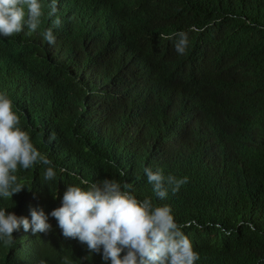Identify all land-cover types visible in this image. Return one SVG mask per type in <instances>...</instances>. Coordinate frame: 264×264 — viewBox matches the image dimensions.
<instances>
[{
  "label": "trees",
  "instance_id": "obj_1",
  "mask_svg": "<svg viewBox=\"0 0 264 264\" xmlns=\"http://www.w3.org/2000/svg\"><path fill=\"white\" fill-rule=\"evenodd\" d=\"M130 2L42 0L36 31L0 37V93L52 162L18 167L10 199L47 215L112 179L171 208L194 264H264V0ZM145 168L188 180L162 200Z\"/></svg>",
  "mask_w": 264,
  "mask_h": 264
},
{
  "label": "clouds",
  "instance_id": "obj_2",
  "mask_svg": "<svg viewBox=\"0 0 264 264\" xmlns=\"http://www.w3.org/2000/svg\"><path fill=\"white\" fill-rule=\"evenodd\" d=\"M42 4V0H0V37L36 31ZM54 5L55 0L52 13L56 11ZM59 23L56 20L54 26ZM131 29L132 25L118 28L114 35L130 43ZM44 38L49 44L55 43L52 29L45 31ZM141 63L145 62L141 59ZM18 125L12 100L0 93V264H194L199 259L171 208L161 206L158 200H138L128 184L80 179L85 187L66 186L61 206L52 211L48 208L47 215L30 200L18 204L10 199L25 190L14 174L18 167L52 163ZM144 172L162 200L169 190L175 194L188 180L165 176L160 169L153 172L145 168ZM45 179H56L53 167L46 169Z\"/></svg>",
  "mask_w": 264,
  "mask_h": 264
}]
</instances>
